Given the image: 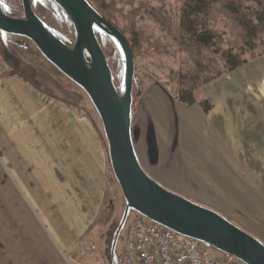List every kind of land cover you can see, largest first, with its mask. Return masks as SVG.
Segmentation results:
<instances>
[{
	"label": "rangeland",
	"instance_id": "374dc122",
	"mask_svg": "<svg viewBox=\"0 0 264 264\" xmlns=\"http://www.w3.org/2000/svg\"><path fill=\"white\" fill-rule=\"evenodd\" d=\"M86 1L121 31L132 50L134 74L131 132L142 169L164 189L203 208L216 213L220 211L219 215L243 230V189H238L237 185L223 178L220 189L228 197H223V194L216 196L209 183L202 185L195 169H183L180 164L185 156L184 144L197 134L207 137L206 142L209 140L213 143L209 139L211 137L215 144L225 146L223 151L243 150V141H229L227 137L224 139L222 132L215 133V122L209 116L214 104L206 96V91L210 84L224 79L248 63L264 58V25L257 28L259 32L254 42L251 40L246 43L245 32L239 23L242 19L238 17L237 20L225 7L226 3H238L240 17L244 21L255 19L254 12L260 10L264 0H220L214 4L209 25L216 34V44L207 48H194L181 38L180 16L187 0ZM0 3L4 9L15 13L13 18L24 17L21 0H0ZM31 4L35 15L47 29L71 47L75 42V32L65 12L53 0H31ZM95 36L111 71L114 86L121 93L124 72L122 55L103 32L96 29ZM1 41L14 48L23 63L30 66L33 72H27L26 75H30L37 86L18 76L7 75L10 68L0 54L7 73L3 77L17 79L31 89L34 95L39 94L53 101L89 123L103 145L107 190L97 220L79 241L81 244L65 256V249H62L58 237L43 216L44 211L34 203V194L24 188L21 176L17 175L6 158V150L14 154L16 143H7L4 148L0 143V249H8V261L22 260L38 264H62L69 261L73 264H87L90 258L89 264H109L111 232L119 225L125 203L111 172L101 121L84 91L46 61L29 40L0 33ZM228 50L241 51L244 61L232 71L225 69L222 56ZM189 88L193 89L195 100L192 105L177 99L179 91ZM205 100L211 105L208 111H204L199 104ZM196 117L203 119V125H199L201 129L191 122ZM237 160L243 168V158L238 157ZM32 178L36 180L34 186L38 181L33 175ZM43 179L46 182V175ZM178 184L194 193H184L177 187ZM201 185L209 189L210 197L212 195L217 198L220 206L211 205L204 196L206 200L202 199ZM227 207L230 212L226 210ZM135 224L147 225L149 221L134 212L129 214L116 240L115 256L126 249L131 228ZM90 246L94 249H90Z\"/></svg>",
	"mask_w": 264,
	"mask_h": 264
},
{
	"label": "crops",
	"instance_id": "0c3cea01",
	"mask_svg": "<svg viewBox=\"0 0 264 264\" xmlns=\"http://www.w3.org/2000/svg\"><path fill=\"white\" fill-rule=\"evenodd\" d=\"M5 73L0 58V143L3 148L16 143L14 154L6 150V158L21 176L24 188L34 194V203L44 211L66 256L87 235L102 210L107 190L103 145L87 121L34 95L17 79L3 77ZM206 96L214 104L209 116L215 122V133L222 132L229 141H243V150L223 151L225 146L215 144L211 137L213 143L206 142L207 137L197 134L184 144L180 165L195 169L202 185L209 183L216 196L228 197L220 189L223 178L243 189V230L264 245V58L210 84ZM201 120L196 117L191 122L198 128L203 125ZM238 157L243 158V168ZM32 175L38 181L34 186ZM201 190L202 199L220 206L208 188L202 186ZM7 256L8 249H0V264H38L8 261Z\"/></svg>",
	"mask_w": 264,
	"mask_h": 264
},
{
	"label": "water",
	"instance_id": "95a60500",
	"mask_svg": "<svg viewBox=\"0 0 264 264\" xmlns=\"http://www.w3.org/2000/svg\"><path fill=\"white\" fill-rule=\"evenodd\" d=\"M53 1L72 23L75 42L71 47L52 34L35 15L31 0H21L22 19L7 15L0 3V33L29 40L46 61L84 91L101 121L111 172L125 203L111 243L112 264H116V240L131 212L246 264H264V245L260 241L218 213L164 189L145 173L132 140L134 60L127 40L86 0ZM96 29L107 35L122 55L121 93L114 86L111 71L95 36Z\"/></svg>",
	"mask_w": 264,
	"mask_h": 264
},
{
	"label": "trees",
	"instance_id": "16d2710c",
	"mask_svg": "<svg viewBox=\"0 0 264 264\" xmlns=\"http://www.w3.org/2000/svg\"><path fill=\"white\" fill-rule=\"evenodd\" d=\"M220 0H187L180 16V28H181V38L187 40V43L194 48H207L216 44V34L210 29L209 25V16L212 11L214 4ZM225 7L229 10L231 15L239 19L244 32L246 43L253 41L256 38V35L259 31L257 28H261L264 25V4L262 3L259 11H255V19H245L240 17V8L238 3H226ZM4 12L9 16H15V13L4 9ZM255 23V24H254ZM254 42V41H253ZM240 49V48H238ZM239 51V50H238ZM0 54L3 60L9 66V76H18L25 80L26 82L32 83L34 86H37L36 83H33V78L30 75H26L28 72H33L29 65L23 63L18 52L8 46L4 42H0ZM225 69L227 71H232L238 66L244 63L242 59V53L234 52V50H228L222 53ZM177 99L187 105H192L195 103L193 96V89H182L177 94ZM204 111H208L211 108L210 103L205 100L199 103ZM114 232H111L110 242L108 249H111L112 239L114 237ZM111 264V261L110 263Z\"/></svg>",
	"mask_w": 264,
	"mask_h": 264
},
{
	"label": "built area",
	"instance_id": "2783aa9c",
	"mask_svg": "<svg viewBox=\"0 0 264 264\" xmlns=\"http://www.w3.org/2000/svg\"><path fill=\"white\" fill-rule=\"evenodd\" d=\"M94 247H92V250ZM116 264H246L197 240L149 223L135 224Z\"/></svg>",
	"mask_w": 264,
	"mask_h": 264
}]
</instances>
